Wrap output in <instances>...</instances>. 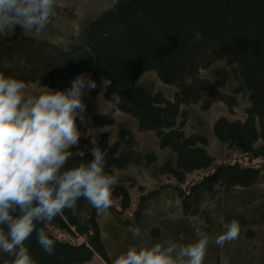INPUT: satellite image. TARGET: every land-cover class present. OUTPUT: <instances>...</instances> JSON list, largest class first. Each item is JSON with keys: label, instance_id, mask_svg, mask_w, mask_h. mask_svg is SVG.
<instances>
[{"label": "trees", "instance_id": "16d2710c", "mask_svg": "<svg viewBox=\"0 0 264 264\" xmlns=\"http://www.w3.org/2000/svg\"><path fill=\"white\" fill-rule=\"evenodd\" d=\"M108 1L88 4L83 20L58 5L57 26L0 34L6 77L47 91L90 73L97 87L87 95L107 105L91 109L99 135L81 134L66 167L91 161L94 146L105 150V172L117 180L112 205L98 212L81 199L77 215L38 224L55 246L47 254L33 233L25 247L34 264L95 255L112 264L132 246H186L198 233L209 240L203 264H264V165L255 164L264 160V0ZM219 62L223 78L212 72ZM216 105L236 116L208 122ZM233 219L239 237L216 245ZM10 259L0 252V264Z\"/></svg>", "mask_w": 264, "mask_h": 264}, {"label": "clouds", "instance_id": "9594fccd", "mask_svg": "<svg viewBox=\"0 0 264 264\" xmlns=\"http://www.w3.org/2000/svg\"><path fill=\"white\" fill-rule=\"evenodd\" d=\"M56 0H0V34L15 30L41 32L54 15ZM195 38L200 39L197 31ZM111 83L102 79L105 90ZM97 87L90 73H80L65 90L32 93L26 83L0 73V252L11 259L4 264H34L25 242L35 233L37 243L49 255L55 242L38 224L51 222L86 200L98 212L112 205L111 190L117 180L105 172L106 151L90 149L93 159L66 167L81 132L77 119L85 121L83 97ZM116 103L120 102L119 95ZM134 236L140 229L132 227ZM240 224L233 219L215 238L223 247L239 237ZM188 245L132 246L112 264H203L208 237L198 233Z\"/></svg>", "mask_w": 264, "mask_h": 264}, {"label": "rangeland", "instance_id": "374dc122", "mask_svg": "<svg viewBox=\"0 0 264 264\" xmlns=\"http://www.w3.org/2000/svg\"><path fill=\"white\" fill-rule=\"evenodd\" d=\"M93 1H94V3H93ZM82 4H85V5L82 6ZM88 4L97 10V9L103 8L104 6L110 5L111 1L105 0L103 2V1H98V0H56L54 15L51 18L50 23L47 26H50V25L51 26H57L58 25V21L55 17V15L58 16L56 14V10H57L56 8L57 7L60 8V6H58V5H62V6L67 5L68 8H70V13L74 12L77 19L83 20L88 16L89 11L91 10L90 8H87ZM95 4L99 5L100 7H97ZM76 28H77V21L75 20V28L72 26V30L74 31V30H76ZM69 29H71V27H69ZM49 38L54 40V38H55L54 31L50 34ZM227 70H228V67L226 66V63H224V62H219V63H216L212 66V72H215L217 74V78H223V76H226L225 72ZM29 92L39 93V92H44V90H43V88H41L35 84H32L29 87ZM83 101L87 105V111L85 113V121H87L92 108L96 109L97 111H100L101 107L105 108V110L107 109L106 103L101 99H97V100L92 101L88 95H85L83 97ZM245 102H246V99H245ZM219 115H227L228 117H233V118H234V116H236L235 112L232 113L230 111H227L225 109V107L222 105H216L213 108V110L210 111L209 114H206V119L208 120V122L212 123L214 120L217 119V117ZM119 119H121V118H119ZM78 128H79L82 135H89V136H92V138L93 137L97 138L99 135V132H97V130H96V129L99 130V128L93 127L91 125V123L88 121L85 122L83 127L80 126ZM249 162H248V164H249ZM244 163H247V161H244ZM257 163L264 165V160H258L255 164H257ZM84 264H106V263L99 256L95 255L92 260H90L89 262L84 263Z\"/></svg>", "mask_w": 264, "mask_h": 264}]
</instances>
